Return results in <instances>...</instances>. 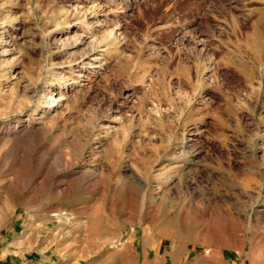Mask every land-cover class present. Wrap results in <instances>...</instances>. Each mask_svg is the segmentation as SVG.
<instances>
[{
    "label": "rangeland",
    "instance_id": "rangeland-1",
    "mask_svg": "<svg viewBox=\"0 0 264 264\" xmlns=\"http://www.w3.org/2000/svg\"><path fill=\"white\" fill-rule=\"evenodd\" d=\"M263 28L264 0H0V264H264Z\"/></svg>",
    "mask_w": 264,
    "mask_h": 264
},
{
    "label": "bare ground",
    "instance_id": "bare-ground-1",
    "mask_svg": "<svg viewBox=\"0 0 264 264\" xmlns=\"http://www.w3.org/2000/svg\"><path fill=\"white\" fill-rule=\"evenodd\" d=\"M262 28V27H261ZM255 29V28H254ZM257 29V28H256ZM264 29V28H263ZM260 31V30H259ZM256 32V31H255ZM261 32V31H260ZM197 38V37H196ZM199 41V40H198ZM201 41V40H200ZM176 42H178V41H176ZM198 44H201V43H198ZM176 46H178V45H176ZM262 48H264V44H263V46H262ZM260 49V48H259ZM255 51V50H254ZM260 52L256 55V57H254V58H251L253 61H252V63H251V67L253 68V70H255V69H257L258 70V66H263L264 65V51H262L261 49L259 50ZM257 53V52H256ZM252 57V56H251ZM191 58V57H190ZM97 66V65H96ZM249 70V69H248ZM252 70V71H253ZM248 73V72H247ZM255 73V72H254ZM253 73V74H254ZM257 73V77L259 78V73L258 72H256ZM251 75V74H250ZM244 76V75H243ZM252 78V77H251ZM250 79V78H249ZM260 79V78H259ZM250 82V81H249ZM56 96H58L59 98H61L59 95H56ZM55 97V96H54ZM59 98H56V99H59ZM55 99V98H54ZM29 127L27 126L25 129H23V130H20V131H18L19 132V135L21 136L20 137V139L22 140V141H26V143H24V145L25 146H27V145H31L32 143V141L30 142L29 140V138H28V134H26L28 131L27 130H29L28 129ZM31 138V137H30ZM36 138V137H35ZM22 175V177L24 176V174H21ZM26 175V174H25ZM23 179V178H22ZM26 183V182H25ZM15 185V184H14ZM17 185V184H16ZM26 185V184H25ZM18 186V188H19V185H17ZM24 185H22L21 184V188L23 187ZM71 188V187H70ZM70 190V189H69ZM68 190V191H69ZM67 191V190H66ZM59 212V211H58ZM54 216H58V214L57 213H54L53 214ZM208 251V250H207ZM210 252V251H209Z\"/></svg>",
    "mask_w": 264,
    "mask_h": 264
}]
</instances>
